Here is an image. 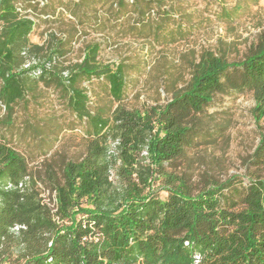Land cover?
<instances>
[{"label": "trees", "instance_id": "16d2710c", "mask_svg": "<svg viewBox=\"0 0 264 264\" xmlns=\"http://www.w3.org/2000/svg\"><path fill=\"white\" fill-rule=\"evenodd\" d=\"M57 1L0 0V125L14 127L17 106L53 87L75 117L72 125L82 127L85 152L34 169L2 132L0 264H196V254L198 264H264V29L240 60L200 51L190 61L187 84L166 104L117 106L106 115L90 109L82 84L100 79L120 102L127 65L104 62L96 40L84 45L78 60L69 55L78 20L86 17L82 7L112 0H73L65 6L75 19L68 35L51 30L43 42L34 41L38 20L60 19L63 4ZM166 1L113 0L112 7L117 18L135 16L138 25L131 29L139 35L158 37L172 15L160 17L155 30L146 18ZM241 6L224 7L220 19L232 20ZM184 34L179 27L165 38ZM234 93L253 97L260 131L246 172L222 179L201 171L195 178L191 152L218 134L206 109L215 96ZM53 120L26 121L38 148L59 139L64 125Z\"/></svg>", "mask_w": 264, "mask_h": 264}, {"label": "rangeland", "instance_id": "374dc122", "mask_svg": "<svg viewBox=\"0 0 264 264\" xmlns=\"http://www.w3.org/2000/svg\"><path fill=\"white\" fill-rule=\"evenodd\" d=\"M59 2L63 4L57 6L62 11L60 19L48 23L38 20L39 25L32 35L34 41L43 42L51 30L68 35L75 19L65 6L73 0ZM239 5L243 6L242 10L232 20L220 19L219 13L224 7L235 9ZM112 6L113 0L93 3L89 8L82 7L86 17L78 20L79 33L69 55L74 61L78 60L84 45L96 40L102 43L101 58L104 62H123L127 65L126 88L120 102L111 97L100 79L82 84L88 89L90 109L106 115L117 106L144 109L166 104L177 90L187 84L190 61L195 60L200 51L209 49L225 54L230 60H240L264 29V0H167L162 8L155 6L146 18L147 22L154 24L155 30L160 17L166 12L172 15L158 37L153 33L150 36L139 35L137 30L131 29V24L138 25L135 16L117 18ZM81 21L84 23L81 24ZM179 27H183L184 36H176L177 40L165 38L171 30ZM40 92L38 99L17 106L14 127L7 129L0 125V137L2 132L7 134L12 145L24 154L34 169L50 158L58 160L65 156L77 160L85 152L81 125H72L75 117L67 109L60 92L53 87H42ZM253 105L254 99L249 93L215 96L205 113L212 133L215 129L218 132L217 139L212 144L201 145L198 153L191 152L197 161L192 169L195 178L201 171L211 172L222 179L233 174L244 176L246 159L260 139ZM4 113V109L0 108V121ZM52 117L54 122L63 124L64 129L52 147L38 148L40 141L33 139L29 128L27 131L26 121L31 125L44 124ZM43 149L46 154H43ZM143 155L147 156L146 153ZM160 195L166 197L167 192L161 191ZM45 196L46 201L51 202L50 194Z\"/></svg>", "mask_w": 264, "mask_h": 264}, {"label": "built area", "instance_id": "2783aa9c", "mask_svg": "<svg viewBox=\"0 0 264 264\" xmlns=\"http://www.w3.org/2000/svg\"><path fill=\"white\" fill-rule=\"evenodd\" d=\"M200 260H201V256L196 254L195 255V263L198 264L200 262Z\"/></svg>", "mask_w": 264, "mask_h": 264}]
</instances>
